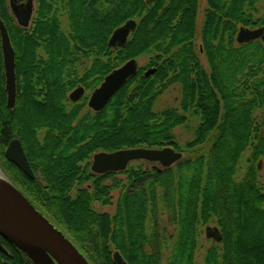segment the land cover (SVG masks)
<instances>
[{
	"label": "trees",
	"instance_id": "16d2710c",
	"mask_svg": "<svg viewBox=\"0 0 264 264\" xmlns=\"http://www.w3.org/2000/svg\"><path fill=\"white\" fill-rule=\"evenodd\" d=\"M198 1L39 0L36 27L24 35L8 14L7 0H0L17 52L18 79L14 109L7 108L0 88V167L90 264H114L113 250L127 264H197L200 229L212 219L221 241L206 249L204 264H264L259 172L260 164L264 170V41L236 44L241 27L264 26V16L254 18L260 0H208L201 49L210 75L195 48ZM62 17L69 34L62 30ZM132 19L139 22L127 46L110 49L113 32ZM38 50L44 60H38ZM152 54L157 55L149 66L103 111L78 121L83 108L70 104L71 90L94 89L121 65ZM90 60L92 67L77 77L76 67ZM152 68L157 72L146 78ZM179 82L181 109L201 117L188 148L205 145L214 132L209 152L162 171H130L131 184L122 191L114 215L97 212L94 204L112 205L111 192L120 187L104 186L114 173L91 174V158L124 149L174 148L172 134L187 117L171 108L158 113L155 107L164 90ZM14 139L22 142L35 180L6 159ZM245 153L248 167L239 178ZM161 205L172 220L169 225L176 227L174 239L157 221ZM1 243L9 254L1 253L0 260L34 264L8 241Z\"/></svg>",
	"mask_w": 264,
	"mask_h": 264
},
{
	"label": "water",
	"instance_id": "95a60500",
	"mask_svg": "<svg viewBox=\"0 0 264 264\" xmlns=\"http://www.w3.org/2000/svg\"><path fill=\"white\" fill-rule=\"evenodd\" d=\"M32 2L33 0H30L26 9L21 13L15 11V15L22 28L29 26L33 16ZM148 2L150 4L151 0ZM136 27L137 23L131 21L116 29L109 39V48H124ZM0 35L7 83V106L9 109H13L17 98L15 54L7 27L1 20V17ZM258 40H264V27L253 30L241 28L237 37V43L239 45L253 43ZM138 72L139 66L137 60H131L121 68L113 71L105 78L100 88L92 94L88 105L89 108L95 113L103 111L123 87L138 75ZM156 72V69H150L145 73V77L150 78ZM84 95L85 89L79 87L71 93L69 98L72 102L77 103ZM5 157L28 178L32 180L36 179L23 149L22 142L19 139H14L10 142ZM182 159L183 154L175 151L171 147L163 149L136 148L114 153L102 152L94 155L91 172L101 176L109 173H120L126 171L131 163L138 161L158 164L162 169H169ZM0 172L2 178L6 180L7 186L14 191H11L12 194L5 189L1 191L0 236L25 253L34 264H38V259L42 261H54L56 264H90L63 231L57 228L45 215L32 206L1 168ZM10 198L12 201L8 204ZM5 209H9V211L6 212ZM219 235L220 232L217 228H207L206 236L208 239L220 241ZM0 252L4 255L8 254V251L2 243H0ZM114 263L126 264L119 253L114 254ZM3 264L9 263L4 262Z\"/></svg>",
	"mask_w": 264,
	"mask_h": 264
},
{
	"label": "rangeland",
	"instance_id": "374dc122",
	"mask_svg": "<svg viewBox=\"0 0 264 264\" xmlns=\"http://www.w3.org/2000/svg\"><path fill=\"white\" fill-rule=\"evenodd\" d=\"M37 3L38 2L36 1V10L38 12L39 3H38V7H37ZM208 9H209V7L207 6V0H200L199 16H198V23H197V34H196V40H195V48H196V53H197V55L199 57V62H200L201 68L208 75H210L211 74L210 65L208 63L206 55L204 54L203 50L201 49V47H202V37H201L202 28L204 26L205 15H206V12L208 11ZM263 16H264V0H260L257 3L256 12L254 13V18L259 19V18H261ZM36 18H37V14L35 16V21H36ZM131 21H135L137 23V26H138V22L139 21L137 19H132V20H129L128 22H131ZM125 24H123V25H125ZM16 26H18V25L16 24ZM21 29H23V28H21ZM33 30H34V28H32L31 30H24L25 31L24 35H29L30 33L33 32ZM62 30L66 34L70 33L69 27H68V22H67V19L65 17L64 18L62 17ZM132 34H131V36H132ZM238 34H237V36H238ZM131 36H130V38H131ZM237 36H236V44L238 45ZM130 38H129V40H130ZM129 40H128V42H129ZM108 44H109V42H108ZM108 47H109V45H108ZM235 47H237V46L235 45ZM0 49H1V37H0ZM113 50L114 51H118L120 49L118 48V49H113ZM201 50H202V52H201ZM176 52H177V50L173 51V53H176ZM37 54H38V60H40V59L44 60L45 59V56H44L45 54L43 53L42 50H38ZM114 55H116V54H114ZM156 55L157 54H152L151 56L150 55H145V56L139 57L138 59H135V60H137V63H138V66H139V70H143V69L147 68L149 66L150 62L153 61V59H152L153 57L152 56H156ZM114 57L115 56H112L111 58H114ZM102 60H103V62H107L108 59H102ZM125 64H123V65H125ZM92 65H93L92 60H90L89 62L85 61V62L79 64L76 67V69L74 70L75 75L77 77H79V78H82L84 73L89 68H91ZM123 65H121L120 67H122ZM105 78L103 79L102 83L104 82ZM102 83L100 85L96 86V88L91 89V90L90 89L86 90V88H85L84 97L77 103L72 102L69 97H70L71 93H73L77 88H79V86L75 87L73 90H71L69 92V94L67 96V99L70 102V104H74V105L82 104L83 110H82L81 116H80L78 121L83 120L86 116L93 117L95 115V112H93L89 108L88 105H89V101H90V98H91L92 94L94 93L95 90L100 88ZM2 90L4 92V88ZM182 96H183V88H182L181 83L180 82L179 83H175V84L169 86L166 90H164L163 95L159 98V100L156 103V107H155V110L158 113H162L166 109L171 108V109L179 110L181 112V114H184L187 117V122L184 125H181L178 128H176L174 130L173 134H172L173 137H174L175 147L174 148L171 147V148H173L175 151L183 154V159L180 162H178L176 165H178V164H180V163H182V162H184L186 160H189L190 158H195L196 156H199V155H202V154H205V153L209 152L211 140H212V137L214 135V132L211 133V135L207 138V143L205 145L196 147L193 151H191L188 148L189 144L191 142H193V140L195 139V135L197 134V131H198V129L200 127V124H201V117L200 116H196V115L194 116V112L193 111L189 112V113H184L183 112V110L181 109ZM4 100H5V104H6L7 100H6L5 96H4ZM84 102H85V104H84ZM68 107H72V106L69 105ZM223 113L224 112H223V107H222V114ZM258 114L259 113H257L256 115H258ZM150 149H163V148H150ZM124 150H126V149H124ZM248 156H249V153H245L244 160L241 162L242 166L240 167V171L241 172L239 174V178H242L245 175L246 169L248 167L245 158H248ZM93 157L91 158L90 162L88 163L90 165L89 171H90L91 174H93L91 172V166L93 164ZM176 165H174L173 167H175ZM86 166H87V164H83L81 166V167H83L84 171H85V167ZM261 168L262 169L259 171L260 172V183H261L262 188L264 190V170H263V167H261ZM161 169L162 168L158 164L148 163V162H144V161H138V162L131 163L128 166L126 171L120 172V173H116V174L114 173L113 177H111L108 180L104 181V186H106L108 188H111L113 186L114 187H120L119 189H116V190L111 192L112 205L103 207L101 204L95 203L94 204L95 210L97 212L102 213V214L114 215L115 210H116V204H117V202H118V200H119V198L121 196L122 191L125 192L127 187L131 184V182L129 181V172L130 171H135L137 173L151 172V171L152 172L153 171L157 172V171H159ZM96 176L102 177L100 175H96ZM39 177H40V175L38 176V178ZM89 184H91V183H89ZM76 192H77V188L75 190H73V192L71 193V196H73V197L76 196ZM23 195H24V193H23ZM28 201L32 204V206H34L38 211H40L29 199H28ZM160 213H161V215H160ZM159 216H160V218H158L157 221H162V226H166L167 227L168 233L173 236V239L176 238V236H177V230L175 232V228L176 227L173 226V225H169V222L172 221V220H171L170 216L168 215L167 209L164 208L162 205L159 208ZM216 221H217L216 219H212L211 223L202 226L201 229H200V234H201L200 235V249H199V251H198V253L196 255L197 264H204V256H205L206 249H209L210 246L213 244V242H220L221 241V232H220L219 227L216 224ZM208 227L217 228L219 230V232H220V235H219L220 239L219 240L220 241H216L214 239H208L207 238L206 231H207ZM113 252L115 253V250H113ZM166 256H168V252L167 251H166Z\"/></svg>",
	"mask_w": 264,
	"mask_h": 264
},
{
	"label": "flooded vegetation",
	"instance_id": "af4514ba",
	"mask_svg": "<svg viewBox=\"0 0 264 264\" xmlns=\"http://www.w3.org/2000/svg\"><path fill=\"white\" fill-rule=\"evenodd\" d=\"M36 1L38 2V0H33V16L30 20L29 26L27 28H23L24 30H31L32 28L36 27V21H35V16L37 14V10H36ZM148 1V0H147ZM30 0H7V10H8V14L11 17V20L13 22H15L20 28V24L18 22V19L16 17V12L21 13L23 10L26 9V7L28 6ZM153 2V0H151L150 4ZM149 3V2H148ZM199 4H200V0L198 1V13H199ZM207 6H208V0H207ZM37 7H38V3H37ZM16 11V12H15ZM199 16V15H198ZM1 17V14H0ZM1 20L4 22V24L6 25L5 21L2 19ZM7 27V26H6ZM8 29V28H7ZM1 37V35H0ZM15 64H16V59H15ZM16 72V70H15ZM17 76V74H16ZM5 82H6V74L5 71H1L0 70V88L3 89L4 88V95L6 96V100H7V92H5ZM3 91V90H2ZM17 99V98H16ZM7 102V101H6ZM16 106V104H15ZM64 233V232H63ZM65 234V233H64ZM66 235V234H65ZM67 236V235H66ZM1 236H0V242H1ZM1 254V252H0ZM3 263V260H0V264Z\"/></svg>",
	"mask_w": 264,
	"mask_h": 264
},
{
	"label": "bare ground",
	"instance_id": "6f19581e",
	"mask_svg": "<svg viewBox=\"0 0 264 264\" xmlns=\"http://www.w3.org/2000/svg\"><path fill=\"white\" fill-rule=\"evenodd\" d=\"M12 47H13V50H14V54H15V59H16V56H17V52H16V50H15V48H14V46L12 45ZM0 59H1V61H2V70L3 71H5V64H4V53H3V50H2V44H1V55H0ZM17 77V76H16ZM16 83H17V90H18V79H17V81H16ZM7 83L5 82V92H7ZM16 102H17V99H16ZM8 104V95H7V103H6V105ZM8 107V106H7ZM14 109V108H13ZM23 149H24V147H23ZM24 151H25V149H24ZM29 161V160H28ZM31 166V165H30ZM32 168V167H31ZM259 169L261 170L262 168H260V165H259ZM33 170V169H32ZM34 172V171H33ZM116 174V173H115ZM86 186V185H85ZM85 186H82V188L83 189H85L86 187ZM77 188V191L79 190V186H76L73 190H75ZM3 189H5V190H7V191H9V193L10 194H12V192H14L13 190H11L8 186H7V184H6V180L4 179V178H2V174H1V172H0V195H1V191L3 190ZM73 190L71 191V193L73 192ZM12 191V192H11ZM76 194H77V192H76ZM70 196H71V194H70ZM71 197H73V196H71ZM11 198L13 199V197L11 196ZM10 198V200L8 201V204L9 203H11V201H12V199ZM0 201H2V195L0 196ZM19 201V200H18ZM22 205V204H21ZM5 211L6 212H8L9 211V209H5ZM4 262H8L9 264H11L8 260H3V263ZM113 262H114V255H113ZM2 263V264H3ZM38 264H56L54 261H42V260H39L38 259ZM115 264V263H114Z\"/></svg>",
	"mask_w": 264,
	"mask_h": 264
}]
</instances>
